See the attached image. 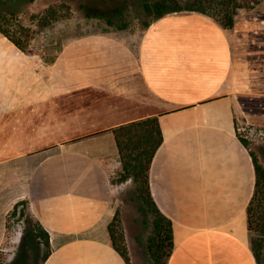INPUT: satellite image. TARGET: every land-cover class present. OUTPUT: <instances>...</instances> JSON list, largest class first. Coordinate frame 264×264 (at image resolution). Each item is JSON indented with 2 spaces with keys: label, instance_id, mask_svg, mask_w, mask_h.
<instances>
[{
  "label": "crops",
  "instance_id": "1",
  "mask_svg": "<svg viewBox=\"0 0 264 264\" xmlns=\"http://www.w3.org/2000/svg\"><path fill=\"white\" fill-rule=\"evenodd\" d=\"M114 26L71 37L52 62L11 42L18 52L7 58L23 60L2 72L17 94L2 100L1 148L19 147L0 148V246L25 200L49 233L42 264H127L108 231L111 174L123 169L112 129L156 115L163 141L149 182L172 221L167 264H258L247 216L256 171L236 129L240 114L264 123V0L231 28L197 11L163 15L138 35Z\"/></svg>",
  "mask_w": 264,
  "mask_h": 264
},
{
  "label": "trees",
  "instance_id": "2",
  "mask_svg": "<svg viewBox=\"0 0 264 264\" xmlns=\"http://www.w3.org/2000/svg\"><path fill=\"white\" fill-rule=\"evenodd\" d=\"M33 0H0V33L14 44L20 51L26 52L34 37V29L30 26L18 23L16 29L10 27V17L16 13L24 2ZM57 5L50 3L46 12L37 17L35 24L45 28L50 26L66 14L61 10H68L67 0H57ZM56 2V1H55ZM255 2H258L257 0ZM255 2L252 0H143L141 14V29L145 30L158 18L172 12L197 11L206 14L216 20L222 27L231 28L234 25L235 16L240 9H250ZM12 7L7 12L3 8ZM82 7V5H80ZM102 14L94 12L86 13V16L102 18ZM125 12L119 7L116 16L123 19ZM108 25H115L118 29L128 26L127 21L117 23L112 16L105 17ZM60 50V49H59ZM58 50V51H59ZM56 54L46 62H52ZM122 163L121 181L130 177L136 183L137 197L151 215V230L146 240V251L153 264H167L173 250L172 221L156 204L150 189L149 169L157 149L163 141V135L159 119L156 115L141 118L118 125L112 129ZM249 149L256 171V183L253 196L247 207L248 229L250 247L258 264H263L264 256V166L257 153L249 146L248 140L238 134ZM25 203L21 200L14 205L7 216V222L11 214H15L19 204ZM25 211H21L24 215ZM108 231L113 247L120 253L127 264H131L128 246L126 244L125 232L121 222L118 209L108 223ZM34 234L42 243L44 252L42 260L51 253L49 233L39 221L34 222ZM0 252V264H4Z\"/></svg>",
  "mask_w": 264,
  "mask_h": 264
},
{
  "label": "rangeland",
  "instance_id": "3",
  "mask_svg": "<svg viewBox=\"0 0 264 264\" xmlns=\"http://www.w3.org/2000/svg\"><path fill=\"white\" fill-rule=\"evenodd\" d=\"M56 1V2H55ZM67 0L70 8L61 10L66 16L54 21L50 26L42 28L35 24L37 17L43 15L49 4L57 5V0H33L22 3L16 8V13L11 16L10 27L16 29L18 23L30 26L34 29V37L31 41L30 48L26 51L28 54L36 53L34 62L39 60L51 59L58 53L64 42L73 36L81 35L91 30H99L106 24L105 17L112 16L119 24L127 21L128 26L125 31L138 35L141 33V8L143 0ZM255 2L256 0H252ZM260 1V0H257ZM83 4V8L80 4ZM257 2H255L256 4ZM121 7L125 12L124 18L116 16L117 9ZM8 13L12 7L3 8ZM90 10V14L94 11L103 15L100 21L94 16H86V10ZM88 13V12H87ZM115 27V26H114ZM116 29V28H115ZM11 51L15 53L18 50L13 44L0 33V111L2 100L7 101V96L12 98L17 93L13 92V87L9 90L4 88L3 70L10 67L9 61L18 62L23 58L20 55L9 60L8 54ZM115 54H113L114 56ZM14 77V76H13ZM12 77V78H13ZM11 84V83H10ZM19 91V89H16ZM16 92V91H15ZM237 119V133L248 140L249 146L257 153L264 166V123L256 121L253 118L242 116ZM2 132V133H1ZM10 135H15V131H10ZM2 137H8L1 127L0 113V148ZM18 146V141L11 139L8 146L2 147V155L12 153ZM0 158H2L0 156ZM122 171L112 173V182L115 184V192L113 204L118 209L121 222L125 232V226L132 244V261L131 264H153L146 251V240L151 230V215L147 212L141 200L137 197L136 183L132 177L128 180L121 181ZM24 210L25 214L21 215ZM9 214V213H8ZM35 218L29 211L26 204H19L15 214H11L7 222L6 237L0 252L4 260V264H42V256L44 247L34 234ZM264 264V256H263Z\"/></svg>",
  "mask_w": 264,
  "mask_h": 264
}]
</instances>
